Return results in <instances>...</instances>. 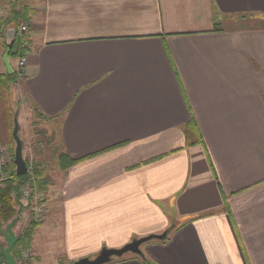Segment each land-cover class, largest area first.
<instances>
[{"label": "crops", "instance_id": "crops-1", "mask_svg": "<svg viewBox=\"0 0 264 264\" xmlns=\"http://www.w3.org/2000/svg\"><path fill=\"white\" fill-rule=\"evenodd\" d=\"M15 4L30 17L12 110L60 137L32 264L173 224L147 263L110 264H264V0H0V75Z\"/></svg>", "mask_w": 264, "mask_h": 264}, {"label": "rangeland", "instance_id": "rangeland-1", "mask_svg": "<svg viewBox=\"0 0 264 264\" xmlns=\"http://www.w3.org/2000/svg\"><path fill=\"white\" fill-rule=\"evenodd\" d=\"M11 5L12 8L15 10H18V6ZM12 9V10H14ZM22 9V8H21ZM10 19L12 17V12L10 14ZM25 19V18H24ZM21 20V25H17L19 27L20 31V37L26 38L28 33H22L23 27H27V30L29 28L28 22H24ZM18 29V30H19ZM19 59V58H18ZM16 59V60H18ZM15 64V61H14ZM15 71V69H14ZM20 79V77H18ZM18 83L16 82L15 84H10L8 88L6 89H0V147H3L8 150V156L10 160H12V155L14 154V159H15V150H16V143L13 138V130L15 126V118H16V110L13 111L12 107L13 105H19L18 101V96L19 92H17L18 89ZM18 95V96H17ZM27 119L24 120V118L21 116L18 119V124L20 126V139L22 140L23 143V157L24 160L27 163L28 169L29 167H32L33 169L36 167V165H41L43 169H45V175L47 178L50 180V187L52 186L53 182H58L61 179V171L58 166V150L60 149V137L56 133L55 128L47 121L40 119L37 114L35 113H29L28 116L26 117ZM58 149V150H57ZM13 153V154H12ZM4 186V184H3ZM2 186V187H3ZM42 191V190H41ZM47 195V200H46V211H45V220L47 219L49 215V206H48V190L46 192ZM32 198V197H31ZM34 199V198H33ZM16 210L17 212L19 211V217L21 218L23 213L28 214V224L23 223L25 228L22 229L23 224L18 225L17 221L15 227L18 228L17 232L19 235L17 236L18 238L23 235L24 230L28 227L30 223H36L34 220V214H33V200L30 199L28 202L23 201L21 199V194H20V199H19V204L16 205ZM10 222L9 224H11ZM7 224L3 228V232L6 231ZM14 227V228H15ZM13 228V229H14ZM16 231V229H14ZM3 232L0 234V244L3 245L4 250L6 249L7 243L5 240V237L3 235ZM163 235V234H162ZM162 235H157V236H162ZM145 245V244H144ZM143 247V246H142ZM23 248L20 249V259H22L20 262L24 260L22 257L23 255ZM101 252V251H100ZM13 254V252H12ZM100 254V253H99ZM98 254V255H99ZM131 254V253H129ZM98 255L94 257H90L89 259L93 260L95 259ZM128 256L126 254L125 256L121 257L122 259L124 257ZM15 258V257H14ZM121 258H113L112 262ZM25 261V260H24ZM79 261V260H78ZM18 262V261H17ZM29 264H32V261H28ZM20 264V263H18Z\"/></svg>", "mask_w": 264, "mask_h": 264}, {"label": "trees", "instance_id": "trees-1", "mask_svg": "<svg viewBox=\"0 0 264 264\" xmlns=\"http://www.w3.org/2000/svg\"><path fill=\"white\" fill-rule=\"evenodd\" d=\"M12 18L10 19V23H15L14 28L16 29V37L13 40L12 46H11V54H10V60H16L22 56H26L28 53V48L22 49V37H18V28L17 24L21 23L22 21L29 22V17H30V11L25 8V9H18V10H13L12 13ZM25 18V19H24ZM17 22V23H16ZM20 25V24H19ZM18 25V26H19ZM26 44L28 43L27 40L25 41ZM7 49V47H6ZM18 74L15 72L13 75H0V89H6L9 87L10 84H15L18 79ZM13 154V153H12ZM12 171L10 174V179L7 180L4 183L3 187H0V234L3 232L4 226L9 224L10 222H13L15 220L19 221V211L17 212L16 210V205L19 204V199H20V192L21 189L24 185H26L29 180L30 176L29 174L23 176V177H18L16 175V166L14 165V154L12 155ZM60 161L63 165V168L67 169L69 166L73 165V162H69L66 158L63 156H60ZM34 176L36 179V186L38 187L39 190H48V187L50 185V180L49 178L46 177L45 175V169L42 168L41 165H36L34 168ZM40 226V223H30L28 227L24 230L23 235L18 238V242L16 243L14 249H13V256L15 259L20 263V251L22 247L29 248L32 238L37 230V228ZM176 224H173L172 227L167 230V236L164 239H157L160 241H166L168 240V237L170 234L175 230ZM155 240V239H154ZM4 247L3 245L0 244V264H5V259H4ZM144 262L147 263L146 257L144 254L138 255Z\"/></svg>", "mask_w": 264, "mask_h": 264}, {"label": "water", "instance_id": "water-1", "mask_svg": "<svg viewBox=\"0 0 264 264\" xmlns=\"http://www.w3.org/2000/svg\"><path fill=\"white\" fill-rule=\"evenodd\" d=\"M15 30L12 33H9L8 36V49L4 56V63L7 69L8 75H13L14 69L10 62V54H11V46L14 40ZM20 126L18 124V118H15V126L13 130V138L16 143L15 150V159L14 165L16 166V175L18 177H23L28 174V166L23 157V143L19 136ZM17 221H13L11 224L7 226L6 231L3 232L5 237L7 247L4 250V259L6 264H18L17 260L14 258L12 252L13 249L18 242V237L13 232V228L15 227ZM167 236V232H165L162 236H149L141 239H135L131 243L127 244L121 249H103L100 254L93 260L89 258H83L79 261H76L74 264H110L113 258H121L126 254H134L140 255L142 254L141 248L144 244L150 242L154 239H164Z\"/></svg>", "mask_w": 264, "mask_h": 264}, {"label": "built area", "instance_id": "built-area-1", "mask_svg": "<svg viewBox=\"0 0 264 264\" xmlns=\"http://www.w3.org/2000/svg\"><path fill=\"white\" fill-rule=\"evenodd\" d=\"M28 33L27 27H23L22 33ZM26 38L22 39V49L27 48L26 44ZM27 65V56H22L18 59L17 63V68H16V73L20 78H24L25 76V68ZM8 150L0 147V187L3 186V184L10 179V174L12 171V164L11 160L8 156ZM28 174L30 176L29 182L24 185L21 189V199L23 201H29L30 199L33 200V214H34V220L36 223H42L45 219V211L47 209L46 207V200H47V195L45 190H39L38 187L36 186V179L34 176V169L32 167H29L28 169ZM32 197V198H31ZM34 198V199H33ZM23 255L22 257L24 258L23 263L24 264H29L28 261L32 259L31 252L29 248L22 247Z\"/></svg>", "mask_w": 264, "mask_h": 264}]
</instances>
